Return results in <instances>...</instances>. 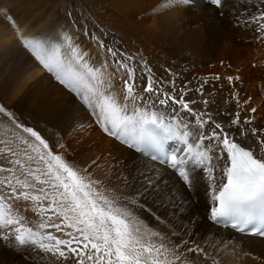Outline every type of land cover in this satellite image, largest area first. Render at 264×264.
<instances>
[{"label": "snow or ice", "instance_id": "1", "mask_svg": "<svg viewBox=\"0 0 264 264\" xmlns=\"http://www.w3.org/2000/svg\"><path fill=\"white\" fill-rule=\"evenodd\" d=\"M209 2L223 15V0ZM193 3L164 0L157 10ZM239 3L234 27L252 29L254 39L264 42V0ZM0 23L15 33L6 47L21 49L74 94L103 133L137 154L132 179L124 176L123 188L112 187L110 170L100 177L92 171L101 167L99 157L83 164L69 160L59 131L45 134L0 102V242L31 249L38 264H220L227 242H210L208 251L167 219L169 208L183 214L188 203L168 186L167 172L189 191L196 174L202 176L210 199L207 219L214 225L264 237V129L253 127L251 117L242 119L240 111L226 114L225 123L215 120L209 111L214 100L206 98L212 96L205 91L208 79L193 88L169 70V80L158 81L138 53L88 30L94 55L67 34H26L2 8ZM156 102L178 105L193 116L195 129L150 110ZM197 103L204 105L198 113L192 107ZM84 129L81 123L72 131ZM26 212L37 219L29 220Z\"/></svg>", "mask_w": 264, "mask_h": 264}, {"label": "bare ground", "instance_id": "2", "mask_svg": "<svg viewBox=\"0 0 264 264\" xmlns=\"http://www.w3.org/2000/svg\"><path fill=\"white\" fill-rule=\"evenodd\" d=\"M75 1L0 0V8L5 9L26 34L49 39L67 34L94 55L93 42L84 35L83 29L68 20L67 13H63L65 6H72ZM78 1L82 7H89L91 15L97 22L99 20L101 25L95 24L93 32L107 42L111 43L108 36L111 32L105 36L103 31L116 30L121 49L123 42L127 49L142 58L161 62L183 81H192L190 87L208 79L210 83L205 85V91L212 96L206 98L214 100L209 111L215 120L225 123L226 114L240 111L242 119L251 117L253 127L264 129V42L254 39L252 29L234 27V9L242 7L239 0H223V15L209 0H194L191 7L181 5L163 11H158L157 7L164 0ZM7 27L0 23V102L13 109L21 121L38 126L45 134L48 129L59 131L68 145L69 160L83 164L99 157L97 162L101 167L93 166V173L100 177L110 170V186L123 188L122 177L132 179L135 174L137 154L103 133L74 94L36 66L21 49L6 47L15 38V33L9 32ZM217 75L221 79L215 80ZM228 76L234 78L231 83ZM181 83L182 80L177 79V85ZM192 107L197 113L204 110L202 103ZM251 108H256V113H252ZM150 110L190 124L193 129L196 127L193 116L179 106H161L156 102L155 108ZM81 123L85 129L73 132ZM208 128L206 126L205 131ZM165 178L168 186H174L178 195L188 202L183 214L169 208L167 219L193 233L208 251H213L210 242H227L228 248L219 253L220 264H264V239L238 235L207 219L210 199L205 180L199 173L191 191L177 182L170 172ZM25 215L29 220L37 219L31 212ZM0 264H38V260L31 249L13 250L0 242Z\"/></svg>", "mask_w": 264, "mask_h": 264}, {"label": "rangeland", "instance_id": "3", "mask_svg": "<svg viewBox=\"0 0 264 264\" xmlns=\"http://www.w3.org/2000/svg\"><path fill=\"white\" fill-rule=\"evenodd\" d=\"M65 1V0H64ZM76 5V6H75ZM69 5H66L65 8L63 9V13L66 14V17L68 18V20H70L71 22H74V24H76L79 28L83 29V33L85 32V30H90L91 32H93V29L96 31L94 25H101L99 23V20L97 22V19L94 18L93 15H91L90 13V9L89 7H87L85 5V7H82V4L79 3V1H75L74 4L72 6H69ZM69 12V13H68ZM88 13V14H87ZM69 14V15H68ZM93 17V18H92ZM92 20V21H91ZM93 22V23H92ZM82 23V25H81ZM90 23V24H89ZM85 25V26H84ZM87 25V26H86ZM90 25V26H89ZM85 27V28H84ZM93 27V29H92ZM91 28V29H90ZM88 30V31H89ZM104 33L106 32V29L105 31H103ZM108 32H111L109 33V39L110 41L112 42L113 39H117V33H116V30H107V34ZM97 34V32H96ZM98 35V34H97ZM113 35V36H112ZM106 36V35H105ZM121 46H122V49H127L126 48V45L121 42L120 43ZM117 47L118 44L116 45ZM128 51H132V53H136V52H133V50H130V49H127ZM141 57V56H140ZM144 59V58H143ZM146 60V59H144ZM148 65L153 69V74L155 76V78L159 81L161 79L167 81L169 80V70L171 71L170 68L164 66L161 62H153V61H148L146 60ZM253 64V63H252ZM172 72V71H171ZM264 96V95H263ZM194 95L193 93H190L189 94V98H193ZM264 99V98H263ZM198 104V103H197ZM196 104V105H197ZM168 106H173V107H177L178 105H168Z\"/></svg>", "mask_w": 264, "mask_h": 264}]
</instances>
